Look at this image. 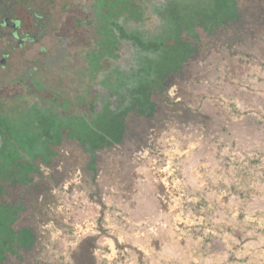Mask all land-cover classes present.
Returning <instances> with one entry per match:
<instances>
[{
  "label": "rangeland",
  "instance_id": "rangeland-1",
  "mask_svg": "<svg viewBox=\"0 0 264 264\" xmlns=\"http://www.w3.org/2000/svg\"><path fill=\"white\" fill-rule=\"evenodd\" d=\"M261 1L100 0L76 91L10 129L0 264L92 234L96 264H264Z\"/></svg>",
  "mask_w": 264,
  "mask_h": 264
},
{
  "label": "flooded vegetation",
  "instance_id": "flooded-vegetation-1",
  "mask_svg": "<svg viewBox=\"0 0 264 264\" xmlns=\"http://www.w3.org/2000/svg\"><path fill=\"white\" fill-rule=\"evenodd\" d=\"M99 2L0 0V158L21 153L10 129L22 122L25 107L38 111L56 107L55 101L43 98L27 103V93L38 91L53 98L62 90L76 91L67 87V80L75 84L86 74L92 53L86 38L102 27L96 16L108 14L102 9L97 13ZM79 33L83 38H77Z\"/></svg>",
  "mask_w": 264,
  "mask_h": 264
},
{
  "label": "trees",
  "instance_id": "trees-1",
  "mask_svg": "<svg viewBox=\"0 0 264 264\" xmlns=\"http://www.w3.org/2000/svg\"><path fill=\"white\" fill-rule=\"evenodd\" d=\"M256 10L258 11V18L256 23V30L262 28V32H264V0L261 1L256 6ZM183 116V113H181ZM73 150H77L74 146ZM83 155V153H81ZM97 235H87L83 237L78 243L77 247L72 252V263L71 264H96V256H95V248L98 245ZM37 264H43L44 261L41 258H35Z\"/></svg>",
  "mask_w": 264,
  "mask_h": 264
}]
</instances>
